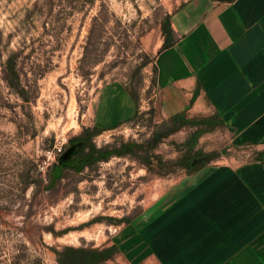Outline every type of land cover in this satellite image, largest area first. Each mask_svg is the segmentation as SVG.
Returning a JSON list of instances; mask_svg holds the SVG:
<instances>
[{"label":"rangeland","instance_id":"374dc122","mask_svg":"<svg viewBox=\"0 0 264 264\" xmlns=\"http://www.w3.org/2000/svg\"><path fill=\"white\" fill-rule=\"evenodd\" d=\"M186 1L0 0V264H57L53 250L63 247L104 251L99 264L147 260L143 226L189 177L166 175L154 161L147 171L137 150L51 182L53 165L72 151L67 142L85 128L104 130L92 139L96 148H146L161 138L153 154L168 162L193 126L197 147L220 155L205 169L249 162V148L231 141L211 109L193 99L172 114L154 85L156 56L174 41L170 16ZM11 53L28 102L1 79ZM168 116L187 126L155 134Z\"/></svg>","mask_w":264,"mask_h":264},{"label":"crops","instance_id":"0c3cea01","mask_svg":"<svg viewBox=\"0 0 264 264\" xmlns=\"http://www.w3.org/2000/svg\"><path fill=\"white\" fill-rule=\"evenodd\" d=\"M169 23L174 41L155 59L161 99L172 114L193 99L211 109L250 159L171 191L142 228L141 264H264V0H188Z\"/></svg>","mask_w":264,"mask_h":264},{"label":"trees","instance_id":"16d2710c","mask_svg":"<svg viewBox=\"0 0 264 264\" xmlns=\"http://www.w3.org/2000/svg\"><path fill=\"white\" fill-rule=\"evenodd\" d=\"M92 2L93 0H86ZM220 2H231L233 0H217ZM171 31V29H170ZM170 44L163 45L162 50L168 48ZM19 54H9L1 66V79L10 93L20 98L24 102H28L29 92L28 88L23 84L21 76V69L18 65ZM37 67L35 66L34 69ZM37 74V73H36ZM156 74V67H155ZM155 85V79H154ZM134 100V96L128 93ZM137 108L134 116L130 120H134L137 116ZM151 117L149 122L152 123L154 111H149ZM215 120L218 121L215 115ZM222 125V124H221ZM187 126L186 122L177 121L174 117L168 118L166 121L155 124V134L163 137H168ZM223 126V125H222ZM104 130L97 127L85 128L83 131L69 139L64 148L65 151L72 150L67 158H59L57 163L53 165L49 171L51 182L62 179L64 170H71L75 173H80L87 167L94 163L108 161L112 157L135 156L137 150H143L145 157L140 159L141 164L147 169L151 170V162H156L157 165L164 167L168 171L165 173L174 174L183 172L186 176H193L202 169H204L212 161L219 159L220 155L217 151H205L198 146V139L200 137L198 129L191 126L189 133L186 134L183 142L177 147V158L171 161H162L159 155H154L153 150L161 142V138L152 143V139L148 141L146 148L134 143L121 145L119 148L105 149L96 148L92 143V139ZM162 137V138H163ZM57 264H99L100 257H106V253L102 251L91 252L83 248L63 247L61 250H53Z\"/></svg>","mask_w":264,"mask_h":264},{"label":"built area","instance_id":"2783aa9c","mask_svg":"<svg viewBox=\"0 0 264 264\" xmlns=\"http://www.w3.org/2000/svg\"><path fill=\"white\" fill-rule=\"evenodd\" d=\"M61 150H62V146H61V145H60L59 147H56V151H57V153H60Z\"/></svg>","mask_w":264,"mask_h":264}]
</instances>
